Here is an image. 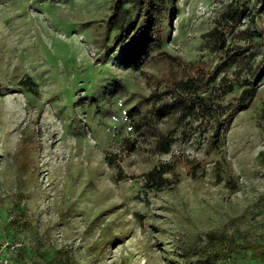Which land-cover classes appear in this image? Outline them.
<instances>
[{
  "label": "rangeland",
  "instance_id": "374dc122",
  "mask_svg": "<svg viewBox=\"0 0 264 264\" xmlns=\"http://www.w3.org/2000/svg\"><path fill=\"white\" fill-rule=\"evenodd\" d=\"M233 1L167 6L162 43L136 65L120 31L106 39L115 0H0V246L18 244L15 264H264L206 238L218 231L264 243V78L219 152L207 150L202 128L177 134L169 153L157 151L156 133L174 130L178 111L133 127L186 69L218 64L204 35ZM125 7L135 19L136 6ZM238 29L262 33L228 39L254 55L247 77L264 65L257 0ZM27 78L31 89L21 84ZM162 162L177 165L179 182L156 188L145 174Z\"/></svg>",
  "mask_w": 264,
  "mask_h": 264
},
{
  "label": "trees",
  "instance_id": "16d2710c",
  "mask_svg": "<svg viewBox=\"0 0 264 264\" xmlns=\"http://www.w3.org/2000/svg\"><path fill=\"white\" fill-rule=\"evenodd\" d=\"M252 0H236L230 3L227 9L215 20L214 28L204 35L208 49L219 55V62L212 67L200 66L185 70L184 76L175 80L165 87L163 97L161 94L159 104H154L149 115H142L133 121L135 130H140L146 125L154 127L156 117L166 116L173 111H178L177 127L168 132L156 133V149L161 153H169L172 145L177 141L178 136L199 128L207 130L209 133L207 150L219 152L223 146V135L229 129L232 121L238 113L248 108L255 98L260 82L264 78V65L253 69L250 67L247 77H242L246 68V61L252 58L247 55L248 48L240 45H228V39L232 35L241 37L242 40H251L256 36H261V32L248 29L239 30V24L246 19L248 7ZM260 3V10L264 9V0H257ZM128 3H133L137 8V17L128 18ZM177 0H115L112 7V15L107 21L106 39L110 34L120 31L122 41H127L129 47H134L131 51L130 64L141 65L149 51L162 43L160 17L169 6L176 11ZM139 53L136 56L135 53ZM243 64L241 67L240 65ZM232 65L240 67L232 72L226 71ZM224 71V75L220 73ZM220 78L217 89L211 88V84ZM21 84H28L31 89L33 81L27 78ZM242 87V91L235 103H225L224 97L232 93L236 87ZM166 97V101H163ZM132 111V112H131ZM133 117L139 114V109L135 107L131 110ZM177 134H179L177 136ZM190 136V135H189ZM127 143L129 138L124 139ZM40 147V142L36 140L34 145ZM33 145V146H34ZM191 174L198 175L199 167L192 161H187ZM221 175V174H220ZM148 184L156 188H164L179 182L177 165L171 162H162L145 174ZM230 182V181H229ZM208 243H229L227 248L231 252L251 251L254 255L264 258V243H256L245 240L238 241L233 236H226L224 233L212 231L206 235ZM210 264V262H208Z\"/></svg>",
  "mask_w": 264,
  "mask_h": 264
},
{
  "label": "built area",
  "instance_id": "2783aa9c",
  "mask_svg": "<svg viewBox=\"0 0 264 264\" xmlns=\"http://www.w3.org/2000/svg\"><path fill=\"white\" fill-rule=\"evenodd\" d=\"M17 246H18L17 243L11 244L10 242H6V243L1 244V246H0V264H15L11 254L16 249Z\"/></svg>",
  "mask_w": 264,
  "mask_h": 264
}]
</instances>
